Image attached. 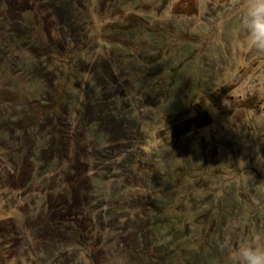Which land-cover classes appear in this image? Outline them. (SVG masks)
Instances as JSON below:
<instances>
[{
	"label": "rangeland",
	"instance_id": "obj_1",
	"mask_svg": "<svg viewBox=\"0 0 264 264\" xmlns=\"http://www.w3.org/2000/svg\"><path fill=\"white\" fill-rule=\"evenodd\" d=\"M241 16L0 0V264H228L264 233V54Z\"/></svg>",
	"mask_w": 264,
	"mask_h": 264
},
{
	"label": "clouds",
	"instance_id": "obj_2",
	"mask_svg": "<svg viewBox=\"0 0 264 264\" xmlns=\"http://www.w3.org/2000/svg\"><path fill=\"white\" fill-rule=\"evenodd\" d=\"M242 11L241 47L264 54V0H233ZM228 264H264V233H256L237 245H226Z\"/></svg>",
	"mask_w": 264,
	"mask_h": 264
},
{
	"label": "trees",
	"instance_id": "obj_3",
	"mask_svg": "<svg viewBox=\"0 0 264 264\" xmlns=\"http://www.w3.org/2000/svg\"><path fill=\"white\" fill-rule=\"evenodd\" d=\"M175 117H177V116H174V118H175ZM141 236H142V237L144 236L143 233H142ZM144 256H145V258H147V257H150V258H151V257H152V258H151L152 260H155V259H156V263L161 264V263L158 262V261L161 259V255H160V254H157V256H156V253L154 252V253H151V254H145ZM150 258H149V259H150ZM151 259H150V260H151Z\"/></svg>",
	"mask_w": 264,
	"mask_h": 264
}]
</instances>
